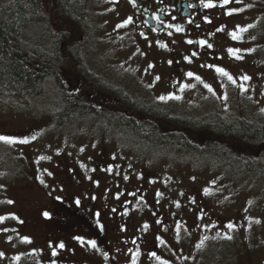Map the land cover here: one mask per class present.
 I'll use <instances>...</instances> for the list:
<instances>
[{
	"label": "rangeland",
	"instance_id": "374dc122",
	"mask_svg": "<svg viewBox=\"0 0 264 264\" xmlns=\"http://www.w3.org/2000/svg\"><path fill=\"white\" fill-rule=\"evenodd\" d=\"M72 1L88 31L83 63L146 105L191 122L264 125V0H222L231 18L212 63L137 38L112 0ZM48 26H26L24 40L46 47ZM68 78L61 85L73 93ZM46 97L24 111L0 106V264H264V177L129 129L59 119ZM58 202L91 216L103 241L77 227L62 245L45 218Z\"/></svg>",
	"mask_w": 264,
	"mask_h": 264
},
{
	"label": "trees",
	"instance_id": "16d2710c",
	"mask_svg": "<svg viewBox=\"0 0 264 264\" xmlns=\"http://www.w3.org/2000/svg\"><path fill=\"white\" fill-rule=\"evenodd\" d=\"M79 5L72 0H9L1 8L0 106L26 110L34 108V102H40L48 94L50 98L43 101L48 104L54 100L59 119L74 115L80 108L82 101L68 93L59 78V72L71 74L73 64L65 58L78 55L77 39L80 35L82 39L87 36L83 8ZM42 9H45L44 14ZM37 19L41 21L35 22ZM32 23L50 25V41L46 47L38 48L24 40V29ZM45 86H48L47 91ZM82 99L86 100L85 97ZM150 109L147 108V112ZM148 115L150 117L138 125L129 121L128 129L135 131L141 140L149 144L167 143L170 147L183 145L193 156H197L196 153L204 155L220 168L264 177V125L213 117L197 122L171 118L167 124L164 114L154 118ZM116 119V116L108 115L101 121ZM161 130L170 132L163 134ZM183 131L191 132L196 139H184ZM154 136L157 139H153ZM100 240L103 241L101 237Z\"/></svg>",
	"mask_w": 264,
	"mask_h": 264
},
{
	"label": "flooded vegetation",
	"instance_id": "af4514ba",
	"mask_svg": "<svg viewBox=\"0 0 264 264\" xmlns=\"http://www.w3.org/2000/svg\"><path fill=\"white\" fill-rule=\"evenodd\" d=\"M112 2L121 9L127 22V29L141 40L152 39L170 53L183 46L186 58L195 56L205 63L218 62L221 56H224V53L218 52L219 45L216 44L225 41L226 26L231 16L223 7L222 0H112ZM82 37L80 35L77 39L78 55L65 58L73 64L71 67L76 72L71 71V74L62 72L59 78L65 82L69 77L67 83H73V95L79 97L83 105L79 104L80 108L76 113L63 120L72 119L80 121L81 124L89 123L110 134L113 128L128 129L131 126L130 120L137 125L146 121V117H150L148 113L153 115V118L164 114L167 124L171 118L179 119L174 113L172 114L174 117H169V111H158L153 109V105H146L141 97L142 92L107 79L100 71L83 63L79 53L80 45L84 41ZM67 89L70 90L68 85ZM147 108L152 110L147 112ZM108 115L116 116L118 119L102 123L101 118ZM88 118H97L101 124H93L87 120ZM133 133L136 134L135 131ZM189 133L191 135L186 134L183 138L196 139L191 132ZM83 213V210L76 209L67 202H58L57 208L52 209L53 217L50 214L45 218L51 223L54 232L64 237L62 243L64 246L77 238V227L91 236L100 233L102 237L97 227L98 223L90 221L91 216H83ZM90 213L93 215V211ZM85 224H88L87 228Z\"/></svg>",
	"mask_w": 264,
	"mask_h": 264
},
{
	"label": "snow or ice",
	"instance_id": "6c2138e0",
	"mask_svg": "<svg viewBox=\"0 0 264 264\" xmlns=\"http://www.w3.org/2000/svg\"><path fill=\"white\" fill-rule=\"evenodd\" d=\"M21 142H25L26 143V141H21ZM94 246V245H93Z\"/></svg>",
	"mask_w": 264,
	"mask_h": 264
}]
</instances>
